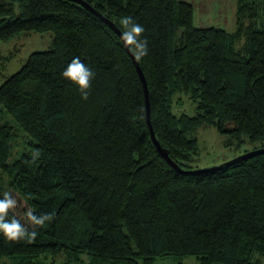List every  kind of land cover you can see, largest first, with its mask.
Listing matches in <instances>:
<instances>
[{"label":"trees","instance_id":"1","mask_svg":"<svg viewBox=\"0 0 264 264\" xmlns=\"http://www.w3.org/2000/svg\"><path fill=\"white\" fill-rule=\"evenodd\" d=\"M84 1L121 30L125 16L145 28L148 54L139 63L152 125L189 172L152 142L142 77L109 24L73 0L0 2V41L26 30L54 35L52 48L31 53L0 85V198L9 192L18 200L9 218L29 231L28 208L54 218L34 229L32 242L0 233V259L52 264L43 260L59 254L61 264H156L195 254L201 264H259L251 256L264 255V153L190 171L201 127L216 126L238 143L242 133L264 139V6L238 0L230 32L198 27L187 0ZM74 57L95 73L87 100L61 76ZM178 91L197 101L196 114L174 113ZM5 114L30 138V149L12 160L17 132L1 122Z\"/></svg>","mask_w":264,"mask_h":264},{"label":"rangeland","instance_id":"2","mask_svg":"<svg viewBox=\"0 0 264 264\" xmlns=\"http://www.w3.org/2000/svg\"><path fill=\"white\" fill-rule=\"evenodd\" d=\"M7 0H0L1 3ZM260 2L264 6V0H250ZM16 5V9L19 11V6ZM264 19V13L261 16ZM263 19L261 21H263ZM214 18H211L208 25L213 26ZM258 25H262L259 23ZM227 26V28L225 27ZM225 29H228V24H225ZM184 33L183 27L177 29L176 38L179 39ZM54 35L53 32L48 30L45 32L26 30L16 33V35L0 41V85L11 74L17 72L22 65L28 60L31 53L38 50H49L53 47ZM243 42L238 43L240 46ZM173 110L177 115L187 113L189 115L196 114L197 101H195L190 94L186 91H178L174 95ZM1 122L10 123L15 127L17 132L16 147L10 160L21 155L22 152L29 150L30 138L26 136L21 128H19L12 116L5 114ZM198 140V152L194 155L193 166L194 169H207L209 167L219 166L222 163L231 161L238 158L246 152H251L264 143L263 140H250L244 133L241 134L243 141L238 143V139L233 137L228 132H222L216 126H205L199 128L194 134ZM232 142V143H230ZM230 143V145H229ZM64 257L59 255L54 257L48 254L43 261L52 262V264H61ZM251 259L255 263L264 264V255L257 251L252 254ZM0 264H14L9 258L0 259ZM156 264H201L200 260L195 254L184 256L179 263L177 259L172 256L158 257Z\"/></svg>","mask_w":264,"mask_h":264},{"label":"clouds","instance_id":"3","mask_svg":"<svg viewBox=\"0 0 264 264\" xmlns=\"http://www.w3.org/2000/svg\"><path fill=\"white\" fill-rule=\"evenodd\" d=\"M122 26L120 39L123 45L132 52L137 62L148 54V40L143 38L145 28L134 21L131 16L121 17L119 21ZM61 76L78 86V91L82 99L87 100L91 80L95 77V73L87 67L79 57H74L68 63L65 70L61 72ZM40 150L31 152L32 162H35L40 156ZM18 200L9 192L3 193L0 198V233L9 241H19L21 239L32 242L37 236L34 230L36 227H43L46 222H50L54 218L53 213L35 214V210L28 208L24 212V219L33 228L29 231L25 224L15 216L9 218V212L18 206Z\"/></svg>","mask_w":264,"mask_h":264},{"label":"crops","instance_id":"4","mask_svg":"<svg viewBox=\"0 0 264 264\" xmlns=\"http://www.w3.org/2000/svg\"><path fill=\"white\" fill-rule=\"evenodd\" d=\"M192 2L194 8L195 24L200 27H219L222 29L227 28L235 31L237 26V4L238 0H187ZM211 18L213 26L208 25ZM263 18H261L262 20ZM264 20V19H263ZM225 26V27H224Z\"/></svg>","mask_w":264,"mask_h":264},{"label":"water","instance_id":"5","mask_svg":"<svg viewBox=\"0 0 264 264\" xmlns=\"http://www.w3.org/2000/svg\"><path fill=\"white\" fill-rule=\"evenodd\" d=\"M73 1L82 3L91 13H94L97 17H99L102 22H105V23L109 24V26L117 34H119V36H121L122 30L117 26V24L114 23L112 20H110L108 17H106L103 13L99 12L98 10H96L92 4L90 5V3L85 2L84 0H73ZM127 50L129 52V54L132 56L133 61H134V64L137 67L138 72L140 74V77H142V80H143V88L145 90V99H146L147 121L149 123V129L151 131V139H152V142H154V144H155L158 152L161 153L164 158H166V160L168 161L169 164H171L175 169H178L181 172H186L187 173L189 171L183 170V168L179 165V163L175 162L170 157L167 149L165 147L163 148V146L161 145V142H159V140L157 138L156 131H154V128H153V125H152V120H151L149 87H148V84H147V79H146V77L144 75V71L142 69V66H140V63L135 60V58L132 55V52L129 50V48H127ZM259 153H264V147L262 149H255V150H253L251 152H246L245 154H243L242 156H240L238 158H235V159H232L231 161H228V162H225L223 164H220L219 166L209 167V168H211V169H217V168L222 167L223 165H231V163L237 161L238 159H240L242 157L243 158L244 157H250V156H253V154H259ZM209 168H207V169H209ZM198 171H206V170L205 169H199L198 168V169H193L190 172L197 173Z\"/></svg>","mask_w":264,"mask_h":264}]
</instances>
